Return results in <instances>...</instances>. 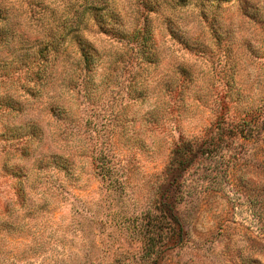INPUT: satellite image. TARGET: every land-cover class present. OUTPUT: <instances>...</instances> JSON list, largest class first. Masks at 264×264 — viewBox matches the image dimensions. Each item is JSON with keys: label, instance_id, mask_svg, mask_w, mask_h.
Instances as JSON below:
<instances>
[{"label": "rangeland", "instance_id": "1", "mask_svg": "<svg viewBox=\"0 0 264 264\" xmlns=\"http://www.w3.org/2000/svg\"><path fill=\"white\" fill-rule=\"evenodd\" d=\"M0 264H264V0H0Z\"/></svg>", "mask_w": 264, "mask_h": 264}, {"label": "trees", "instance_id": "2", "mask_svg": "<svg viewBox=\"0 0 264 264\" xmlns=\"http://www.w3.org/2000/svg\"><path fill=\"white\" fill-rule=\"evenodd\" d=\"M83 56H84L85 61H87V62L90 61V58H91L90 54L84 52ZM197 155H199V152H195L192 145L187 144L185 146L177 148L173 153L172 166L174 164H177V162H178L180 164L178 166L183 167V171H184L193 163V161L196 159ZM102 157H103L102 161H104L102 167H104L105 170L112 171V170L118 168L117 165L112 162V159L110 158V156L108 154H105ZM61 169L67 170V166L63 165V166H61ZM169 172H170V170H168V174H167V183H168V185L170 183L172 186L181 174H173L171 176V174H169ZM167 189H168V187L165 189V192ZM165 201H167V199ZM166 206L172 207V204L168 203ZM177 225H180V224L177 222ZM180 233H182V232H180ZM182 237H183L182 235H179V237H178L179 239L177 238L179 243L181 242ZM172 242H175V240H173Z\"/></svg>", "mask_w": 264, "mask_h": 264}]
</instances>
